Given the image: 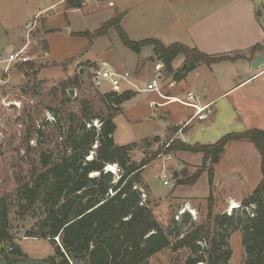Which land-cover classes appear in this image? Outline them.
<instances>
[{"label":"rangeland","instance_id":"374dc122","mask_svg":"<svg viewBox=\"0 0 264 264\" xmlns=\"http://www.w3.org/2000/svg\"><path fill=\"white\" fill-rule=\"evenodd\" d=\"M70 1L0 0V196L12 194L19 184L29 180L33 170L41 169L39 157L42 152L50 153L53 160L66 152L64 136L69 119L80 115L83 99L90 102L94 114L108 116L109 109L102 96L110 90L94 89L79 82L71 86L66 84L68 80H75L74 62L77 59L89 58L87 61L93 63L106 60L118 72H128L129 82L140 88L147 87L153 74L157 61L149 59L152 53L148 54L147 50L134 53L126 48L119 40L116 27L106 28L98 37H79L73 31L88 29L87 32L92 33L108 20L122 15L120 27L129 38L139 40L159 33L165 18L176 15L182 21L186 20V3L194 5L191 0H181L182 6L176 3L177 0H79L81 7L72 8ZM64 29L67 30L64 32ZM19 50L27 58L25 62L7 61L10 53ZM183 63V57L178 56L172 67L176 70ZM244 65V61L236 64L224 61L212 67V71L202 65L177 81L171 93L184 99L189 92L201 91L202 84L206 83V90L202 91L208 98L215 97L228 83H234L237 75L243 77L241 68ZM160 70L165 77L163 67ZM229 70L237 72L235 79H231ZM169 78L166 79L170 81ZM165 80L163 93L169 84ZM69 89L74 90L73 96L68 94ZM145 94L140 93L124 102L123 111L121 107L120 113L113 118L116 144L138 140L131 151L132 159L137 162L151 152L161 151L171 138L177 137L188 144H212L229 132L264 129V75L213 101L209 111L203 113L204 117L188 120L176 136V112L183 110L189 116L193 108L175 102L167 107L169 112L163 113L160 106L150 108L143 101ZM154 112L162 113L160 121L153 118ZM86 125L99 127L100 124L98 120H92ZM150 134L158 136L159 141H153L152 136L146 137ZM200 156L179 150L164 152L144 167L142 177L149 187L145 192L151 200L154 216L163 226H168L174 219V211L180 208L178 205L188 199H193L191 206L198 223L205 220L209 196L213 214H229L233 209L232 201L235 200L238 207L261 181L259 153L251 142L240 140L231 141L225 147L219 162L214 165L211 185L206 170L193 183L177 185L178 178L186 180L202 164ZM161 173H165L168 185L162 183ZM165 194H168L165 201H160ZM9 218L15 242L25 237L35 220L30 216L21 219L14 203ZM181 220L182 217L179 224L183 229L187 223L183 224ZM229 246L232 254L228 264H242L244 252L239 231L230 235ZM187 254L186 248L176 251L165 248L154 254L148 264H183Z\"/></svg>","mask_w":264,"mask_h":264},{"label":"trees","instance_id":"16d2710c","mask_svg":"<svg viewBox=\"0 0 264 264\" xmlns=\"http://www.w3.org/2000/svg\"><path fill=\"white\" fill-rule=\"evenodd\" d=\"M70 6L79 8L81 2L71 0ZM121 17L108 20L92 33L75 35L98 37L114 26L121 43L134 53L152 46L149 59L162 63L166 76L176 81L199 65L241 57L208 54L180 42L165 45L156 38L132 40L119 25ZM260 47L255 44L250 51ZM178 56L183 57L184 63L174 70L172 62ZM75 83V80L66 82L68 86ZM135 94L133 90L104 93L102 98L109 109L107 117L94 114L90 102L83 99L80 115L69 119L64 136L66 152L58 160L42 152L41 169L33 170L29 180L19 184L12 194L0 196V253L3 255L9 249L14 255L26 257L11 232L9 213L14 203L21 219L28 216L35 219L24 236L47 239L53 245L54 254L46 259L50 264H148L154 254L165 248L172 251L186 248L188 254L183 264H228L232 254L229 237L235 231L242 235V264H264V129L229 132L212 144H188L171 138L161 151L151 152L137 162L131 157L137 142L119 145L113 139V118ZM92 120H98L99 127H87ZM179 129L176 127L174 133ZM159 139L153 137V141ZM240 140L251 142L260 156L262 178L252 193L229 214H213L209 196L204 221L198 223L184 212L181 222L187 226L183 229L175 219L163 226L154 216L145 192L149 188L142 177L144 167L164 152L201 154L202 164L186 180L178 178L176 184H191L206 170L211 185L214 165L225 147ZM108 165L116 167L114 173L107 169Z\"/></svg>","mask_w":264,"mask_h":264},{"label":"crops","instance_id":"0c3cea01","mask_svg":"<svg viewBox=\"0 0 264 264\" xmlns=\"http://www.w3.org/2000/svg\"><path fill=\"white\" fill-rule=\"evenodd\" d=\"M191 1L194 3L193 6H189L186 3V7H185L186 20L182 21V19H180L179 16L176 15H173L170 18H165V20L162 21L160 32L155 33V35H152V37L149 36L145 38H156L165 45H170L175 42H180L190 47L195 46L199 50L208 54H227L229 56H241L234 60L220 61V62L225 61L233 64H236L239 61H244L245 65L244 68H241L242 70L241 73L243 74L242 75L243 77L237 75L236 71L234 72L232 70H229L230 71L229 76L231 77V79H235L236 77H238V79L232 84L228 83L226 87L220 90L218 95L212 98H208L206 96V93L204 92L206 90V85H207L206 83L202 84L203 89L201 87V91L198 90L197 91L198 93H192V92L188 93V95H193L194 97L197 96L196 100L192 103L197 105L199 108L204 107L205 108L204 112H205V111H209L213 101L218 100L221 96H223L227 92L243 84H247L251 82L254 83L258 77L264 75V19H263L264 2H262V0H191ZM176 3L181 6L183 5L181 3V0H177ZM169 7L171 11H174L173 5H170ZM260 12L263 14L260 15ZM66 30L67 29H64V32ZM84 31H88V29L83 31H73V32L75 35L76 33L84 32ZM79 37H83V36H79ZM255 44H260L261 47L251 52L250 49ZM144 50H147L148 54L152 53L151 46L143 47L140 52H143ZM81 59L82 60L77 59L76 62H74V69L76 63L85 62L89 60V58H81ZM220 62L213 63L209 66L206 65L203 66L208 67V69L212 71L213 69L212 67H214ZM161 64L162 63L157 61V63L154 65L153 74L149 82H151V80L155 77L156 65H161ZM161 67H163V65ZM200 67H202V65H199L194 69H192L191 71H189L185 76V78L188 77V75H190L193 71L197 70ZM234 75L237 76L234 78ZM161 76L164 78V80L167 77H170V76H165L166 77L165 78L162 74ZM169 79L171 81L172 77H170ZM165 82H167L168 84L169 80L166 79ZM176 82L175 85L177 84ZM124 84L121 87L122 91L133 90L136 92L135 96H137L140 93H146L143 98V101L146 102L150 108L152 107L156 109L158 106H160L159 110L163 113L169 112L167 108L169 104L177 102L174 99H166V98H164V100H168V101H164V102L160 101V99L163 98L159 97V95L156 92L145 90L146 86L140 88L138 86H134L128 81L126 84H130L131 86L133 85L134 87L126 88ZM175 85L173 86L167 85L166 87L167 91L165 92V94L172 97H178L176 94L171 93V89ZM260 99H262V97ZM152 103H154V105H152ZM191 108L193 107L191 106ZM123 109H124V103L122 105V111ZM161 112L160 113L154 112L155 114L153 118L158 119L160 121L161 116H163ZM179 112L180 111L176 112L177 118L175 120V125H174L179 127L180 128L179 130H181V128L188 120H190L193 117L194 118L198 117L195 115L194 108L192 109V112L189 116H187V114L183 110H181V113ZM204 116L205 115H203V117ZM165 117H167L166 113H165ZM176 133L174 134V136H176ZM148 136L154 137L156 135L150 134L147 135L146 137ZM136 141H130L128 143L136 142ZM199 158L202 160V156H200ZM167 195L168 194H165L164 196L160 197L159 200L164 202ZM191 201H193V199L185 200V202H187L192 208ZM179 206H182V204L178 205V207ZM176 212L174 211L175 214ZM16 244L19 246L21 252L26 255V257H19L17 255L10 253L7 250L6 253L3 255L0 253V264H50L46 259L54 254V247L47 239H41L35 237H21L16 241Z\"/></svg>","mask_w":264,"mask_h":264},{"label":"built area","instance_id":"2783aa9c","mask_svg":"<svg viewBox=\"0 0 264 264\" xmlns=\"http://www.w3.org/2000/svg\"><path fill=\"white\" fill-rule=\"evenodd\" d=\"M27 58L22 55L21 50L10 53L8 55L7 61H20L25 62ZM161 65H156L155 68V77L147 84L145 90L156 92L159 97L166 98V99H174L177 102L192 106L195 109V115L203 117V112L205 110L204 107H198L197 105L193 104L192 101L195 99L193 95H188L184 99L179 97H172L166 95L162 91V84H163V77L160 73ZM129 73L123 72L120 73L114 68L110 66V64L106 60H99L98 62H78L75 66V81L80 84H88L90 87L94 89H104V90H112V91H120V88L124 83L129 81L128 79ZM176 80L172 79L169 81L170 86L175 85ZM154 105V103H152ZM160 177L162 178V183L164 185H168L169 182L166 178L165 173H161ZM188 211L192 218L195 219V210L190 207L187 202H184L182 206L177 210L176 214L174 215V219L179 220L180 216ZM9 250V249H8Z\"/></svg>","mask_w":264,"mask_h":264},{"label":"bare ground","instance_id":"6f19581e","mask_svg":"<svg viewBox=\"0 0 264 264\" xmlns=\"http://www.w3.org/2000/svg\"><path fill=\"white\" fill-rule=\"evenodd\" d=\"M107 167H110L111 170L115 171V168L113 165H108ZM110 171V170H109ZM95 174V173H94ZM232 208H235L237 207V203L235 201H232V205H231Z\"/></svg>","mask_w":264,"mask_h":264},{"label":"water","instance_id":"95a60500","mask_svg":"<svg viewBox=\"0 0 264 264\" xmlns=\"http://www.w3.org/2000/svg\"><path fill=\"white\" fill-rule=\"evenodd\" d=\"M68 94H69L70 96H73V95H74V90H73V89H69V90H68ZM107 169L114 173V171L111 170L110 167H107ZM1 247H2V246L0 245V252H1Z\"/></svg>","mask_w":264,"mask_h":264}]
</instances>
